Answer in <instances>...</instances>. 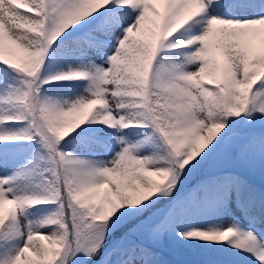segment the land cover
<instances>
[{
	"label": "snow or ice",
	"instance_id": "1",
	"mask_svg": "<svg viewBox=\"0 0 264 264\" xmlns=\"http://www.w3.org/2000/svg\"><path fill=\"white\" fill-rule=\"evenodd\" d=\"M257 170L264 0H0V264H264Z\"/></svg>",
	"mask_w": 264,
	"mask_h": 264
},
{
	"label": "rangeland",
	"instance_id": "2",
	"mask_svg": "<svg viewBox=\"0 0 264 264\" xmlns=\"http://www.w3.org/2000/svg\"><path fill=\"white\" fill-rule=\"evenodd\" d=\"M21 11H25L23 7L20 9ZM27 30V25L23 29H17V32H23ZM7 31V28H6ZM6 55L15 56L19 55L13 45H9L6 41ZM218 60L223 62V57L217 54ZM245 178L248 180L250 184H252L256 190L264 191V175L260 173L259 170L251 173H245ZM156 179V178H154ZM195 177L193 180L195 181ZM242 223L247 226L246 222L242 221ZM263 225L260 227L262 228ZM40 241H37L39 243ZM44 243H48V241H43ZM159 258L166 262V264H204V262L208 259L206 255L191 249H182L177 248L171 244L169 241H165L164 244L155 249Z\"/></svg>",
	"mask_w": 264,
	"mask_h": 264
},
{
	"label": "bare ground",
	"instance_id": "3",
	"mask_svg": "<svg viewBox=\"0 0 264 264\" xmlns=\"http://www.w3.org/2000/svg\"><path fill=\"white\" fill-rule=\"evenodd\" d=\"M245 226V225H244ZM245 227H247V226H245ZM262 229H264V225L262 226Z\"/></svg>",
	"mask_w": 264,
	"mask_h": 264
}]
</instances>
